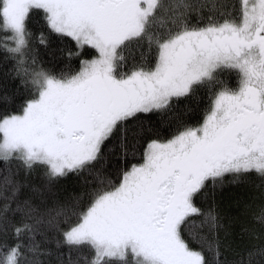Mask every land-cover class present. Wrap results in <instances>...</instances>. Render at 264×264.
<instances>
[{"label": "snow or ice", "instance_id": "obj_1", "mask_svg": "<svg viewBox=\"0 0 264 264\" xmlns=\"http://www.w3.org/2000/svg\"><path fill=\"white\" fill-rule=\"evenodd\" d=\"M238 2L0 0V51L28 94L16 110L0 97V163L17 165L0 179V264H264V0ZM33 17L48 30L39 44L96 54L75 72L44 69ZM201 89L200 121L166 136L145 126ZM38 169L44 189L25 195L15 177ZM70 175L81 190L60 198ZM228 177L259 193L235 238L214 200L195 202Z\"/></svg>", "mask_w": 264, "mask_h": 264}, {"label": "trees", "instance_id": "obj_2", "mask_svg": "<svg viewBox=\"0 0 264 264\" xmlns=\"http://www.w3.org/2000/svg\"><path fill=\"white\" fill-rule=\"evenodd\" d=\"M235 6L239 8L238 0H233ZM29 29L33 33L32 44L38 51V62L46 70H51L55 73L64 72H75L79 70L80 59H91L96 53L93 49L87 48L84 50V54L80 57H73L71 60L65 54H62L61 49L65 52L72 48L73 42L69 39L60 40L56 36L52 35L49 37L50 44L45 47L38 43L37 37L41 32L47 34L48 30L44 25L42 18L33 17L29 21ZM135 54L139 57L138 51H129L126 55L131 59L132 55ZM14 64L15 62L10 58L6 57L3 51H0V97L7 96L9 98L7 106L10 110H16L23 100L27 98V92L20 83L19 78H14ZM233 83L235 77H228ZM209 102L208 93L206 90L201 89L195 97H189L187 99L181 98L177 101L173 109L163 115H151L142 117L145 120L146 127L158 128L162 135H168L169 132L175 129L178 120H183L188 123H196L203 117L204 109ZM144 145L143 140H139L135 145L136 158L132 155V148H129L128 163H136L139 155L142 152ZM115 163V162H114ZM123 161L118 163V166H123ZM11 172L15 173L17 165L13 163L10 166H6L0 163V179ZM20 180H27L30 187L25 188V195H34L31 191V186L44 189L45 178L42 170H36L33 173L25 177L23 171H20L19 175L15 177ZM231 177H228L222 186H217L214 189V197L212 195L213 189L211 185L206 192H202L195 197V202L198 207L208 208L213 200L215 206L218 208L223 221L226 226L230 225V229L233 232L234 238L240 233L241 225L247 219L243 215L244 205L252 201V197L258 196V191L252 186L251 183H233ZM258 183V181L256 182ZM60 198H65L72 193L79 192L81 190L80 180L76 176H68L60 180L55 188ZM207 193V195H206ZM47 198V193H44ZM37 200L40 199L39 194H35ZM51 247H55L53 242ZM193 247H198L195 243ZM229 259H231V254Z\"/></svg>", "mask_w": 264, "mask_h": 264}]
</instances>
